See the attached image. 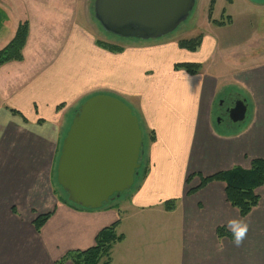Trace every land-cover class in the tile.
<instances>
[{
    "label": "crops",
    "instance_id": "crops-1",
    "mask_svg": "<svg viewBox=\"0 0 264 264\" xmlns=\"http://www.w3.org/2000/svg\"><path fill=\"white\" fill-rule=\"evenodd\" d=\"M55 3L0 0V49L21 21L29 24L23 59L0 66V264H55L69 250L92 246L98 231L115 221L123 239L113 244L110 264H152L154 245L150 228L140 221L144 216L147 224L158 220L166 230L167 264H175L176 229L179 264H264V186L256 189L258 204L245 217L227 201L223 182L211 181L187 194L201 175L234 166L247 169L251 160L264 159V51L240 52L210 33H224L233 26L232 18L222 26L207 19L210 32L127 39L110 43L122 48L110 51L97 44L92 26L78 23L77 13L57 33L47 29L41 13L33 16ZM69 4L65 7L74 12L78 5ZM198 35L195 51L177 43ZM36 38L48 41L47 51L33 49ZM184 62L198 63L200 70L191 74L174 67ZM223 87L238 91L230 101H245L250 115L243 125L232 126L236 123L229 120L227 128L214 126V103ZM95 94L122 99L135 112L148 133L146 172L103 207L80 209L64 199L61 189L57 193L52 180L78 105ZM190 175L195 176L187 185ZM171 199L175 207L167 211L164 202ZM49 212L37 231L35 218ZM231 219L248 225L239 246L216 235L218 226L229 230Z\"/></svg>",
    "mask_w": 264,
    "mask_h": 264
},
{
    "label": "water",
    "instance_id": "water-1",
    "mask_svg": "<svg viewBox=\"0 0 264 264\" xmlns=\"http://www.w3.org/2000/svg\"><path fill=\"white\" fill-rule=\"evenodd\" d=\"M264 4V0H248ZM195 0H94L93 14L102 29L122 38L154 39L184 21ZM247 105L236 98L228 108L233 123L244 121ZM142 149L137 116L121 99L95 94L75 112L56 163V180L67 201L99 209L129 190Z\"/></svg>",
    "mask_w": 264,
    "mask_h": 264
},
{
    "label": "rangeland",
    "instance_id": "rangeland-1",
    "mask_svg": "<svg viewBox=\"0 0 264 264\" xmlns=\"http://www.w3.org/2000/svg\"><path fill=\"white\" fill-rule=\"evenodd\" d=\"M57 2H59V3H55L57 7L50 4L49 6L48 5L46 6V9L43 7L41 8V10L45 9V11L37 10L33 12V16L35 18H38V16L36 15H38L39 13H41L39 14V16L41 17L42 15L45 16L44 18L46 21L45 25L47 26L48 30L55 29L57 33V30L59 31L61 25L64 26L66 21L69 22L72 19V13L73 14L77 13L76 20L78 21V23H80L81 25L85 24L88 26H92L94 28V35L96 36V38H98V41H103L105 43H124V41L127 39L128 40L134 39V38H122V37H118L116 35L105 32L102 29V27L99 25L98 21L94 18V14H93L94 0H57ZM67 2L75 3L74 5L77 4L78 5L77 9L74 12H71V10L65 7V6L70 5ZM33 3L35 4L36 7H38L40 4V3L38 4L37 1ZM59 4H61L62 7H58ZM210 6L212 8H211V13H210V18H209L208 11H209ZM211 17L220 19V20H227L228 19L227 17H229L230 19L232 18L233 26L232 27L229 26L225 30L224 33L220 31L214 32V30H212L213 32H210V29H207L208 28L207 19L210 20ZM203 30L204 31L206 30V32H210L212 35L218 37L219 38L218 40L223 39L225 44L230 43L233 46H236L238 48V51L240 52L254 51L255 53H257L260 51H264V4H254L248 0H214L213 5H211V0H195L192 10L190 11L187 18L184 21H182L170 33L164 36H161L159 38H154V39H167L171 36H178L181 34L188 35V36L189 35L195 36L198 33L202 32ZM28 31H29V24H28ZM61 34L63 35L64 33L62 32ZM248 38H250L249 42H247ZM36 39H37L35 41L36 47H33V49H41L42 51H47L48 49H47L46 42L48 41H46L44 38H43L44 40H41V39L38 40V38ZM147 40L150 41L152 39H147ZM57 42H58V39L55 42V45L56 44L58 45ZM24 46H26V43ZM226 48H229V47H226ZM226 48L222 47V50L227 51ZM229 55H231L232 57L235 56L233 54H225L223 55L224 56L223 58H227ZM222 61L224 62V59H222ZM222 85H223V82H222ZM235 93H238V91L233 88H229V89L228 87L222 88V93H221L222 97L219 98L214 103V110L215 112H217V115L213 122L214 126L218 128H227L230 126V121H229L228 116L222 114L221 112H224L228 108L231 107L232 103L229 100V97H233L234 95H231V94H235ZM85 100L86 99H83V101L80 102L79 105H81V103H83ZM124 102L128 105L126 101ZM131 110L135 114L132 108ZM249 115H250V112L248 110L244 121L249 117ZM244 121L236 123V124H231V125L232 126L243 125ZM147 134L148 133L142 132V149H141L142 152L139 158L140 167L138 168L137 174L135 175L136 180L139 174L146 172V169H144L145 158H146L144 154V147L147 144V138H148ZM192 176H195V175H192ZM192 176L190 177V181L192 179ZM52 181H53L54 189H56L57 193L59 191L58 189H61L64 199L67 200V196L65 192L62 190L60 185L57 183V180L55 181V178H53ZM190 181L186 182V184L188 185ZM120 195H122V193ZM112 200H110L109 202H111ZM166 217L169 218V221L172 220L171 216H166ZM166 217H164L165 220H166ZM140 219H141L140 221H145V223L143 222L144 223L143 227L150 228V239L153 240L152 243L154 245L151 249V258H150L151 263L152 264H167L166 257H167V254L170 257L171 249H168L166 230H162V225H163L162 222H158L157 220L156 222H152V224H147L146 222V220L148 219L147 217L144 216ZM149 219L152 221L151 218ZM176 232H177V229L175 230L173 254L175 258V264H179L178 255H179V251L181 248V243L179 241V237L177 236ZM169 248H170V245H169Z\"/></svg>",
    "mask_w": 264,
    "mask_h": 264
},
{
    "label": "trees",
    "instance_id": "trees-1",
    "mask_svg": "<svg viewBox=\"0 0 264 264\" xmlns=\"http://www.w3.org/2000/svg\"><path fill=\"white\" fill-rule=\"evenodd\" d=\"M214 0H211L213 5ZM211 6L209 7L208 17L210 18ZM227 20H211L216 25L222 26L228 23ZM28 35V23L22 21L13 36V38L0 49V66L10 61H20L23 59L22 50L26 43ZM201 42V35L190 39H179L177 41L181 48L189 51H195ZM97 44L110 51H120L122 48L97 41ZM175 68H183L188 73L195 74L200 70V64L192 62L177 63ZM150 140H154V134L151 132ZM190 176L187 177L186 182L190 181ZM211 181H220L225 185V194L227 201L235 207L241 217H245L254 208L259 201V196L256 189L264 186V159L256 158L251 160L250 167L245 169L240 166H234L225 171H218L208 176H200V182L196 187L190 188L187 194H192L206 186ZM176 200L171 199L164 202V208L167 211L173 210ZM70 203V202H69ZM75 208L85 209L70 203ZM51 216V212L38 215L34 220V227L37 231L45 224L47 219ZM117 221L103 227L95 236L94 244L85 249H74L67 251L62 257L55 261V264H64L66 261H71L72 264H110V251L114 243L123 239L122 234L116 232ZM218 237L227 236L232 239V234L223 226H218L216 229Z\"/></svg>",
    "mask_w": 264,
    "mask_h": 264
},
{
    "label": "clouds",
    "instance_id": "clouds-1",
    "mask_svg": "<svg viewBox=\"0 0 264 264\" xmlns=\"http://www.w3.org/2000/svg\"><path fill=\"white\" fill-rule=\"evenodd\" d=\"M229 231L232 234V242L239 246L243 243L248 232V225L239 219H231L228 222Z\"/></svg>",
    "mask_w": 264,
    "mask_h": 264
},
{
    "label": "flooded vegetation",
    "instance_id": "flooded-vegetation-1",
    "mask_svg": "<svg viewBox=\"0 0 264 264\" xmlns=\"http://www.w3.org/2000/svg\"><path fill=\"white\" fill-rule=\"evenodd\" d=\"M233 102H234V100L231 101L232 104H233ZM221 113L228 116V109L226 111H224V112H221Z\"/></svg>",
    "mask_w": 264,
    "mask_h": 264
}]
</instances>
